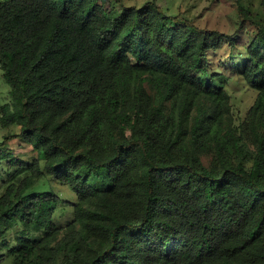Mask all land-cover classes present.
Listing matches in <instances>:
<instances>
[{
    "label": "trees",
    "instance_id": "trees-1",
    "mask_svg": "<svg viewBox=\"0 0 264 264\" xmlns=\"http://www.w3.org/2000/svg\"><path fill=\"white\" fill-rule=\"evenodd\" d=\"M239 9L256 33L231 61L257 97L237 123L208 59L240 32L156 0L0 3V125L35 155L0 142V264H264V15ZM44 176L77 196L64 227L69 202L27 193Z\"/></svg>",
    "mask_w": 264,
    "mask_h": 264
},
{
    "label": "rangeland",
    "instance_id": "rangeland-1",
    "mask_svg": "<svg viewBox=\"0 0 264 264\" xmlns=\"http://www.w3.org/2000/svg\"><path fill=\"white\" fill-rule=\"evenodd\" d=\"M8 0H0V3ZM151 0H122L126 6L142 7L146 2ZM157 3L166 11L168 15L181 16L191 20L197 27L210 30H218L227 35H233L237 31L239 39L232 46L229 40H226L224 48L218 53H210L209 67L215 71L222 72L230 77L227 90L231 95V105L236 122H241L247 115L248 110L253 106L257 91L246 85L244 79L239 76L235 70L232 58L245 53L246 47L255 35V27L248 22L244 23V27L240 29L242 16L239 9V3L248 8L253 16L261 19L264 15L262 0H156ZM120 8V3H116ZM238 64L243 65V59L235 60ZM11 86L5 80L3 71L0 68V116L2 115V106L11 101ZM20 132L17 125L3 128L0 125V142L4 141L5 136H14L10 143L9 149L12 155L18 160L31 162L34 158L33 148L15 137ZM4 163H0V196L3 194L7 185V180L13 173L5 171ZM22 178V177H21ZM56 192L61 196L64 202L71 205L60 206L54 215V221L58 226L64 227L73 219V205L77 201V196L69 186L58 180H52L48 176L41 178L29 190L28 194H39L45 192ZM4 264H11L5 262Z\"/></svg>",
    "mask_w": 264,
    "mask_h": 264
}]
</instances>
